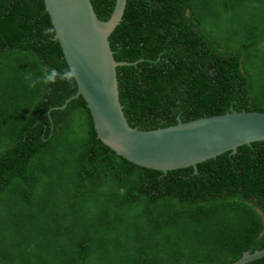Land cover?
<instances>
[{"label":"trees","instance_id":"16d2710c","mask_svg":"<svg viewBox=\"0 0 264 264\" xmlns=\"http://www.w3.org/2000/svg\"><path fill=\"white\" fill-rule=\"evenodd\" d=\"M92 3L107 20L116 0ZM55 33L45 0H0V264H232L264 249V140L198 172L129 161L73 98ZM109 40L138 61L117 67L134 127L264 112L263 67L249 68L264 66V0H128Z\"/></svg>","mask_w":264,"mask_h":264},{"label":"water","instance_id":"95a60500","mask_svg":"<svg viewBox=\"0 0 264 264\" xmlns=\"http://www.w3.org/2000/svg\"><path fill=\"white\" fill-rule=\"evenodd\" d=\"M128 0H116L107 20L97 15L92 0H45L65 58L78 84L73 98L83 95L98 137L117 154L143 167L170 170L193 166L254 141L264 140V112L238 111L204 116L152 130L132 126L120 99L117 67L138 61L114 57L109 37L120 24ZM143 60V59H141ZM70 101V100H69ZM264 256V249L246 251L232 264Z\"/></svg>","mask_w":264,"mask_h":264},{"label":"rangeland","instance_id":"374dc122","mask_svg":"<svg viewBox=\"0 0 264 264\" xmlns=\"http://www.w3.org/2000/svg\"><path fill=\"white\" fill-rule=\"evenodd\" d=\"M227 17V18H226ZM225 18H223L222 19V22H224V23H226V24H228V26L230 25L231 26V23H230V21H229V19H228V16H226ZM213 23V22H212ZM217 23V22H216ZM233 23H235V26H236V28H238L237 26H238V21L237 20H233ZM263 54H264V51H263ZM264 57V56H263ZM261 61H258V64H252V65H250L249 64V68L251 67H263V68H261V69H263L264 70V66H261ZM255 70V72H257V71H259V69L258 68H254ZM80 122H83L84 121V119L83 118H81V120H79Z\"/></svg>","mask_w":264,"mask_h":264},{"label":"clouds","instance_id":"9594fccd","mask_svg":"<svg viewBox=\"0 0 264 264\" xmlns=\"http://www.w3.org/2000/svg\"><path fill=\"white\" fill-rule=\"evenodd\" d=\"M55 37V36H54ZM251 144V143H250Z\"/></svg>","mask_w":264,"mask_h":264}]
</instances>
